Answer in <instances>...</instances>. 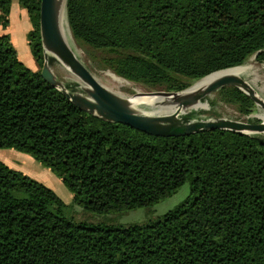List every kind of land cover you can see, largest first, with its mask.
I'll use <instances>...</instances> for the list:
<instances>
[{"label": "trees", "instance_id": "1", "mask_svg": "<svg viewBox=\"0 0 264 264\" xmlns=\"http://www.w3.org/2000/svg\"><path fill=\"white\" fill-rule=\"evenodd\" d=\"M18 1L43 66L41 0ZM12 6L0 0L5 27ZM67 19L82 47L110 54L93 60L98 68L169 92L253 55L264 64V0H68ZM219 94L241 114L252 113L255 103L240 89ZM0 148L50 168L83 219L70 216L52 189L0 162V264H264L261 135L216 129L156 136L102 120L25 67L3 35ZM187 182L189 195L153 220L88 221L95 217L87 212L153 206Z\"/></svg>", "mask_w": 264, "mask_h": 264}, {"label": "water", "instance_id": "2", "mask_svg": "<svg viewBox=\"0 0 264 264\" xmlns=\"http://www.w3.org/2000/svg\"><path fill=\"white\" fill-rule=\"evenodd\" d=\"M67 3L68 0H41L39 25L44 49V64L41 75L84 111L102 120L126 124L156 136H184L216 129L248 135L264 133V119L255 122L227 118L184 121L182 118L192 111L200 101L224 87L240 89L264 110V97L254 92L246 80L236 76L220 77L210 82L205 88H194V83L181 91L145 92V95L166 98L168 104H176L179 110L173 114L148 115L136 109L133 100L138 94L123 96L103 86L66 42L61 25L64 13L67 18ZM49 58H54L62 63L79 79L77 81L79 91L67 89L65 83L57 79L50 68Z\"/></svg>", "mask_w": 264, "mask_h": 264}, {"label": "rangeland", "instance_id": "3", "mask_svg": "<svg viewBox=\"0 0 264 264\" xmlns=\"http://www.w3.org/2000/svg\"><path fill=\"white\" fill-rule=\"evenodd\" d=\"M13 5V11L11 10V12L13 13L12 15H10V22L7 27L2 24V17L0 12V36H9L14 49L17 51L20 61L25 67L33 72L41 73L43 66H41L40 62L36 59L28 38V34L32 30V23L28 12L25 8L20 6L18 0H13ZM69 30L74 41V48L78 51L77 55L80 60L87 66L92 74L96 75L99 78V80L103 84L113 85V91L118 92L123 96H132L136 94L134 87L137 86L144 92H169L163 90L161 87H151L132 81H129L131 83V86L126 84L116 85L110 83L108 78L103 76L102 73L113 71H111L110 69L98 68L93 63V60H97V62H99L102 58L109 56L110 54L107 52L94 51L92 49L82 47L73 37L70 26ZM251 59H253V61L256 63L261 64V62L256 60L255 55L246 60L244 64L249 62ZM50 68L57 79L61 80L65 84L76 85V87L74 86V91H79L78 82L74 79L73 74L69 70H67L62 63H60L56 59H53V61L50 62ZM197 81L198 80L193 81L191 83V86ZM219 97V90L207 97V99L204 101L205 103H207L206 108L193 109L188 113L193 114L191 120H213L218 118H227L233 120L243 119L255 122L259 120V118L252 117L253 114L258 112V105L255 104L251 114L243 115L237 110L234 105L222 101ZM259 135L264 137V133ZM0 162H3L5 165L11 168L22 171L32 179L52 189L64 201L65 204L69 205L67 213L70 216H73L76 221L83 220L81 219V208L74 202V194L66 187L62 179H60L50 168L43 166L40 162L35 160L30 154L18 151L13 148H0ZM189 193L190 185L187 182L182 187H180L174 195L154 204L153 206L140 207L134 210L125 211L123 213H111L103 215L91 214L87 212V216L93 215V217H95L92 219L88 218V221L97 223L111 220L119 225H130L153 220L156 217L163 215L168 210L173 209L174 207L179 205L189 195Z\"/></svg>", "mask_w": 264, "mask_h": 264}, {"label": "bare ground", "instance_id": "4", "mask_svg": "<svg viewBox=\"0 0 264 264\" xmlns=\"http://www.w3.org/2000/svg\"><path fill=\"white\" fill-rule=\"evenodd\" d=\"M61 26H62V33H63V36L66 42L68 43L70 47L74 49L75 53L78 54V51L74 48V44H73L74 41L70 34L68 20L66 18L65 13H64V17H62ZM102 75L107 77L109 82L112 84H116V85L126 84V85L131 86V83L129 81H126L118 77L113 72L108 71V72L102 73ZM93 76L98 82L102 83L96 75L93 74ZM223 76H236V77L243 78L244 80L248 82V84L251 86L254 92L264 97V64L256 63L253 61V59H251L246 64L243 63V65L241 66L225 69L220 72H216L212 75H209L201 80H198L194 84V88H205L210 82L220 77H223ZM73 77L76 81H79V79L75 75H73ZM103 86L113 91V88H112L113 85L103 84ZM134 88H135L136 94H138L137 96L134 97V100H133L134 107L138 110H141L144 114H148V115L173 114L179 110L176 104H168L167 99L164 97L145 95V92L142 91V89H140L139 87L135 86ZM207 97L204 100L200 101V103H198L194 107V109L206 108L207 103H205L204 101L207 99ZM258 107H259L258 112L253 114L252 117L264 119V110L261 108L260 105H258Z\"/></svg>", "mask_w": 264, "mask_h": 264}, {"label": "crops", "instance_id": "5", "mask_svg": "<svg viewBox=\"0 0 264 264\" xmlns=\"http://www.w3.org/2000/svg\"><path fill=\"white\" fill-rule=\"evenodd\" d=\"M14 6V5H13ZM13 6H12V11H13ZM13 12H11V15H12Z\"/></svg>", "mask_w": 264, "mask_h": 264}]
</instances>
